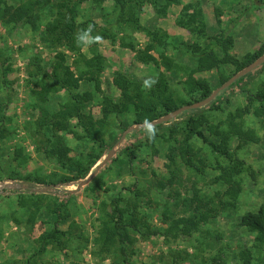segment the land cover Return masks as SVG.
I'll return each instance as SVG.
<instances>
[{
	"label": "rangeland",
	"instance_id": "1",
	"mask_svg": "<svg viewBox=\"0 0 264 264\" xmlns=\"http://www.w3.org/2000/svg\"><path fill=\"white\" fill-rule=\"evenodd\" d=\"M190 2L193 4L189 9L194 20L192 23L199 28L203 22L206 27L205 36L195 32L196 29L191 33L177 23L183 4ZM214 8H219L222 14L219 24L216 22ZM77 9L79 14L76 21L88 29L81 40L75 41L74 48L63 42L51 41L45 36L47 23L54 19L56 8H47L40 12V28L35 31L29 26L3 25L0 22V98L16 127V133L11 140L1 144L0 152V160L6 168L1 173L3 177L0 181V264H26L28 260L35 264H122L118 244L110 247V250L101 248L99 236L102 221L106 219L105 212L112 209L111 199L118 196L123 203L129 202L131 207L132 200L136 199L137 216L140 218L138 228L142 233L154 231L149 236L134 230L130 232L131 242L126 246L129 264H264V245L255 247V232L241 223L242 215L257 211L264 201V126L252 114H245L238 119L244 127L254 129L255 139L238 150L239 157L246 164L240 173L234 175L241 186L235 199H228L224 195L226 185L219 179V166H225L228 160L214 152L197 136L192 137L189 144L197 154L194 160L200 169L196 170L185 164L180 143H183L186 136V114L179 118H170L167 121L171 120V125L165 124L155 129L157 136L153 137V143L146 139L152 134L144 128L154 125L134 129L132 131L135 133L130 139L120 140L128 128L138 124H131V114H125L120 123L124 122L128 126L121 134L119 121L112 115L105 132L106 140L113 143L109 158L87 184L76 189L84 180L82 179L69 182L64 188L71 190L69 218L62 226L63 229L71 230L70 240L64 247L48 245L42 254L33 255L38 249L39 235L49 225L47 205L53 202L54 197H58L59 202L66 197L50 186L51 194L38 201L42 210L36 214V221L29 223V217L36 210L33 205L36 198L31 196L30 190L8 191L20 187V184L25 187L30 183L21 179H9L7 176L12 174L11 170L16 169L12 161L13 148L16 145L23 147L30 157L25 171L35 177L33 183H30L34 188L46 186L40 184L36 177L53 179L61 173L53 162H48L42 154L36 152L38 141L31 137L28 130L33 121L40 117V106L43 105L36 95V90L40 88L35 82L40 76H30L29 72H35L39 66L42 73L50 74L52 66L59 61L58 53L62 52L65 55L63 64L68 65L76 75H84L89 70L87 63L94 60L96 53L102 54L106 59V66L100 76L103 92L96 93L93 84L81 82L82 90L93 91L94 102L88 108L96 117H100L99 101L102 94L112 95L116 99L122 98L123 87L120 83L125 76L154 80L159 74H163L169 83V90L176 98L185 99L190 104L196 103L194 99L198 96L191 97L187 94L184 81L195 68L197 54L185 44L199 42L204 46L210 43L211 39L207 37L224 34L228 39L230 36V53L240 59L242 68L264 54L259 55L264 48V0H181L180 4L170 5L164 17H159L151 4L144 3L138 13L140 25L150 30L158 28L169 36L164 44L156 43L157 48L147 53L145 45L148 37L138 28L131 29L124 20L118 19L117 8L112 0H82ZM89 20L97 23L98 28L106 29L90 28ZM112 32L116 34L115 40L110 37ZM211 43L215 47L214 40ZM160 52L175 61L176 66L172 70L166 71L164 67L148 59L149 55L158 58ZM257 67L256 72L250 71L246 74L241 88L227 89L218 106L203 111L208 124H220V128L229 130L226 126L228 114L246 106L242 89L252 92L264 89V62ZM5 70L7 78L2 82L1 76ZM216 74V70H208L196 72L194 77L204 79L213 91L218 87ZM65 101V93L58 90L45 105L57 109L63 107ZM50 120L53 121V128L65 136L66 144L73 154L84 153L94 146L93 142L80 134L66 135L57 122L52 118ZM206 125L200 127V130L207 138L216 140ZM133 143L137 145V157L130 170L124 159L122 160L120 152ZM229 144L234 148L237 138L231 136ZM110 150L103 153L95 168ZM171 152H175L176 163L169 168L168 156ZM172 168L176 172V182L173 185L165 184L161 189L156 181L167 180ZM9 183L17 186L3 188L4 184ZM62 187L64 186L57 185L55 188L61 190ZM133 189L139 191L136 198ZM195 189L200 194L215 197L218 195L220 199L232 203L224 211H219L214 218L202 223L186 239H172L161 235L159 232L167 227L162 221L164 206H168L178 216L189 214L182 200L191 198ZM71 222L73 227H70ZM244 251L248 255L241 257Z\"/></svg>",
	"mask_w": 264,
	"mask_h": 264
},
{
	"label": "trees",
	"instance_id": "2",
	"mask_svg": "<svg viewBox=\"0 0 264 264\" xmlns=\"http://www.w3.org/2000/svg\"><path fill=\"white\" fill-rule=\"evenodd\" d=\"M82 0H0V22L3 25L12 26H29L31 30H38L40 28V12L47 8H56V15L52 21L47 23L45 29V36L56 43H64L71 48L75 47V41L82 39L87 32V27H82L77 21L78 5ZM113 5L117 8L118 19L125 21L126 26L131 29H139L148 37L145 45V52L155 50L158 45L164 44L165 39L168 38L167 32H161L158 28L150 30L149 28L140 25L138 13L142 9L144 3L151 4L154 11L159 17L166 15L167 8L172 4H180L181 0H112ZM193 4L186 3L182 6V11L177 23L187 28L191 33L195 30L200 35L205 34V25L200 23L199 28L193 25L192 14L189 9ZM216 22H221V11L219 8H214ZM117 19V20H118ZM90 28H98L97 23L92 20L88 21ZM121 26V25H120ZM122 29V27L120 28ZM120 29L118 31H120ZM111 39H116V34H110ZM210 43L202 46L201 43L195 42L192 45L185 44L193 49L197 54L196 65L190 71L188 77L184 81L186 85L187 94L191 97L198 96L194 99L195 102L201 101L211 94V88L208 83L202 78L194 77V73L216 70L217 74L216 87L225 83L231 76L242 69L243 64L240 59L230 53V45L232 37L225 38L222 34L207 37ZM212 40H214L215 47H213ZM52 43V42H51ZM130 44V43H129ZM126 44V45H129ZM131 47L132 44H130ZM264 53V48L259 52V55ZM59 61L52 66L50 74L42 73L41 67L38 66L35 72H29L30 76H40L35 82L39 87L36 90V95L39 101L43 104L40 106L41 115L33 121L32 127L28 128L31 137L36 138L38 146L36 152L42 154L48 162H53L55 166L61 171L53 179H46L44 177L36 179L40 184L46 186H39L34 188L32 181L35 177L26 172L30 157L25 153L24 148L16 145L13 148L12 161L15 163V170H11L9 179H21L30 182L25 187L20 184V187L8 190L9 192H19L30 190L31 196L36 198L33 202L36 210L29 217L28 222L34 223L36 221V214L41 209L39 200L48 194H51L50 186H53L55 191L60 192L66 198L63 201H58V197H54L53 202L47 205L48 215L47 220L49 225L39 235L37 239L38 249L34 252L35 255L42 254L48 245L64 247L71 237V230L63 229L62 226L69 218L68 203L71 196V190L64 189L69 182H77L85 179L90 172L95 169V164L100 160L103 153H107L112 147L113 143L106 140L105 132L108 129L109 118L113 115L119 121V128L122 132L127 129L124 122H121V117L125 114H131V124H142L151 122L162 115L172 112L180 105L190 104L185 99L176 98L169 90V83L163 74H159L154 80L137 79L134 77L125 76L121 78V87H123L120 99L114 98L109 94H102L99 101V111L101 116L96 117L88 105L94 102V93L90 90H82L81 82L93 84L94 92L102 93L100 76L106 66V59L102 54L96 53L93 61L87 63L88 71L84 75H76L74 71L68 66L64 65L65 55L58 53ZM148 59L153 63L164 67L166 71H170L176 66L175 61L164 52L158 54V58L152 55ZM254 68L251 73L257 71ZM246 74L236 79L230 86L218 92L214 99L208 104L185 110L179 113L176 118L182 115H187L185 119L186 136L183 143H180V151L184 158L185 164L193 169L199 170L197 161L194 156L197 154L193 152L189 140L197 136L203 143H206L211 149L228 160L225 166L220 165L221 173L219 179L226 185L224 195L228 199H235L241 191L239 182L234 178V175L240 173L244 168L246 161L239 157L238 150L248 145L255 139V131L251 127H244L241 119L245 114H252L254 117L260 119L264 126V89L252 92L249 89H242L246 99V106L244 108H237L234 112L229 113L226 118V128H220V124H208L203 111L206 109H213L218 106L219 102L224 97L227 89L232 87L241 88V82L244 80ZM7 78V70L1 76L2 82ZM48 80V81H47ZM58 90L63 91L66 95V101L63 107L51 109L46 106L49 98ZM179 101V102H178ZM52 118L57 122L61 131L68 134H80L81 137L88 138L93 142L91 146L84 153L73 154L71 148L66 144V138L53 128ZM171 120L150 126L153 130L161 128L163 125H171ZM207 124V125H206ZM15 122L11 115L5 110L3 102L0 98V152L1 144L5 141L11 140L16 133ZM206 125L212 137L216 140L209 139L205 136L200 127ZM174 127V126H172ZM107 128V129H106ZM170 128V127H169ZM149 132V126L144 128ZM135 131L128 132L125 139H130ZM119 135V137L121 136ZM151 137H146L148 142L153 143V137L157 134L155 131L151 132ZM231 136L237 138V144L233 148L230 146ZM137 145L133 143L130 146H125L121 150V158L128 169H132V163L137 157L135 148ZM175 152H171L168 156L171 165H175ZM6 168L0 160V181L2 180L1 173L5 172ZM176 172L170 169V176L167 180H157L158 187L163 189L165 184L173 185L176 182ZM57 185L64 186L55 188ZM134 198L139 196V191L132 190ZM54 195V194H53ZM207 194H200L197 189L193 190V195L189 199L182 200L187 215H175L176 213L170 210L168 206L162 211V221L166 223L167 227L161 232V235L166 238L178 239L190 237L193 232L199 229L202 223L208 222L214 218L219 211H224L228 204L232 203L229 200H222L218 197ZM217 199V200H216ZM217 201V202H215ZM122 198L114 197L111 199L112 209L110 212H105V218L102 221V227L99 230V236L102 243L101 248L110 250V247H119V252L122 256V264H129L127 257V245L131 242L130 232L138 231L144 236H149L154 233L149 230L142 233L138 228L137 216L138 202L136 199L130 203H123ZM27 204L26 200H23ZM37 211V212H36ZM18 221V220H16ZM44 223V222H43ZM241 223L251 231L255 232V247H262L264 245V201L257 211L247 212L241 216ZM73 222L70 227H73ZM248 254L246 251L241 253V257ZM26 264H35L34 261L28 260Z\"/></svg>",
	"mask_w": 264,
	"mask_h": 264
},
{
	"label": "water",
	"instance_id": "3",
	"mask_svg": "<svg viewBox=\"0 0 264 264\" xmlns=\"http://www.w3.org/2000/svg\"><path fill=\"white\" fill-rule=\"evenodd\" d=\"M264 62V54L257 60H255L254 62H252L251 64H249L248 66H246L245 68H242L241 70H239L238 72H236L233 76H231L225 83L221 84L220 86H218L217 88H215L211 94L206 97L205 99L198 101L196 103H192V104H187V105H183L180 106L179 108L175 109L172 112L167 113L166 115L155 119L151 122H146L143 124H138L136 126L130 127L128 128L121 136L120 140H123L125 138V135L137 128L143 127V126H148V125H156L159 124L161 122L167 121L170 118H174L176 117L179 113L188 110V109H193V108H198L201 106H204L206 104H208L209 102H211L214 97L218 94V92L222 91L223 89L227 88L228 86H230V84H232L236 79H238L239 77L247 74L248 72L252 71L254 68H256L257 66H259L261 63ZM112 150H110V152L108 153V155L106 156V158L94 169V171L88 175L81 183H79L77 185L76 189H79L82 185L87 184L91 178L96 174V172L99 170V168L105 163V161L109 158L110 153ZM17 184L14 183H9V184H4L3 188H10V187H16Z\"/></svg>",
	"mask_w": 264,
	"mask_h": 264
},
{
	"label": "clouds",
	"instance_id": "4",
	"mask_svg": "<svg viewBox=\"0 0 264 264\" xmlns=\"http://www.w3.org/2000/svg\"><path fill=\"white\" fill-rule=\"evenodd\" d=\"M98 39V38H97ZM154 130L149 126V132H153Z\"/></svg>",
	"mask_w": 264,
	"mask_h": 264
}]
</instances>
